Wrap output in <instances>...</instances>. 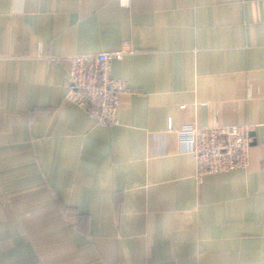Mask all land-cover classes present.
Returning a JSON list of instances; mask_svg holds the SVG:
<instances>
[{
	"label": "crops",
	"instance_id": "obj_1",
	"mask_svg": "<svg viewBox=\"0 0 264 264\" xmlns=\"http://www.w3.org/2000/svg\"><path fill=\"white\" fill-rule=\"evenodd\" d=\"M116 49L103 126L65 57ZM230 124L200 183L179 130ZM0 264H264V0H0Z\"/></svg>",
	"mask_w": 264,
	"mask_h": 264
},
{
	"label": "built area",
	"instance_id": "obj_2",
	"mask_svg": "<svg viewBox=\"0 0 264 264\" xmlns=\"http://www.w3.org/2000/svg\"><path fill=\"white\" fill-rule=\"evenodd\" d=\"M125 3L127 0H121ZM116 49L96 54L65 57L70 64V89L67 98L82 108L100 125L118 122V111L124 95L131 88L123 79L112 75V62L126 54ZM52 57V61H59ZM172 129V123L169 126ZM180 143L191 152L197 166V179L202 183L207 175L246 168L250 162L253 135L251 126H189L179 130Z\"/></svg>",
	"mask_w": 264,
	"mask_h": 264
},
{
	"label": "water",
	"instance_id": "obj_3",
	"mask_svg": "<svg viewBox=\"0 0 264 264\" xmlns=\"http://www.w3.org/2000/svg\"><path fill=\"white\" fill-rule=\"evenodd\" d=\"M253 144V143H252Z\"/></svg>",
	"mask_w": 264,
	"mask_h": 264
}]
</instances>
